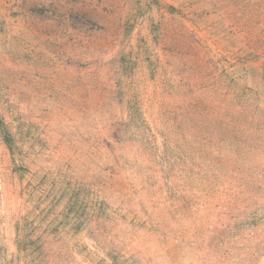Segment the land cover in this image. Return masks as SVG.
<instances>
[{
  "label": "rangeland",
  "instance_id": "1",
  "mask_svg": "<svg viewBox=\"0 0 264 264\" xmlns=\"http://www.w3.org/2000/svg\"><path fill=\"white\" fill-rule=\"evenodd\" d=\"M229 1L224 17L198 20L192 49L175 34L177 0H0V264H32L21 251L31 244L50 251L48 264H264V135L240 136L254 150L238 154L232 179L210 184L176 177L200 159L186 129L167 130L193 53L203 70L264 92V11ZM72 3L131 27L95 32L81 14L66 19ZM134 130L151 147L137 138L126 153L111 141ZM165 151L175 163L164 173Z\"/></svg>",
  "mask_w": 264,
  "mask_h": 264
},
{
  "label": "trees",
  "instance_id": "2",
  "mask_svg": "<svg viewBox=\"0 0 264 264\" xmlns=\"http://www.w3.org/2000/svg\"><path fill=\"white\" fill-rule=\"evenodd\" d=\"M177 1H179V5L175 10L178 18L175 34L179 41L185 38L182 43L192 49H196V46H193L191 41L188 42V38L195 39L193 32L197 30L198 20L208 19L214 15L224 17L223 10L231 4L229 0ZM254 4L257 9L260 8L264 11V0H254ZM65 9L67 20H74L81 14L84 25L91 26L90 28L95 32L108 33L112 38L121 33L123 29L126 28L127 31L131 27L129 22L132 18H126V16L119 18L118 23L114 22L115 24L108 27L98 22L93 16H89L91 11L98 16L95 8L89 10L81 4L72 3ZM114 13L119 14L120 10ZM259 15L262 18L261 21L264 22V12H260ZM216 26L217 22L210 25L211 29H215ZM256 42L258 44L256 62L261 61L260 68L264 75V41L256 39ZM190 57L197 61V66L195 69L186 66V71L183 69L180 72L181 76H177L176 91L173 96L175 105L168 111L169 113L173 112L174 116L176 115L175 120L179 124H174L170 120L172 125H169L167 130L169 129L171 133L173 130L179 132L178 126L181 127V130L186 129L187 134L184 142H187V145L191 147V152L197 153L196 159L200 160L197 163L190 161L189 168L180 169L176 177L181 180L193 179L196 182L208 181L210 184H217L219 178L232 179L234 177L235 158L242 150L248 152L254 150L247 142L242 143L240 136L264 135V92L256 93L253 89L241 87L237 78L235 76L229 78L227 73L225 75L223 72L220 74L203 70V66H205L203 56L199 57L193 53ZM98 125L100 128V124ZM117 125L120 124L108 122L104 127L105 130H111L110 133L113 131V135H116L119 131ZM137 138L151 147L149 137L138 130L131 132V136L127 138L117 134L111 138V141L120 145V150L129 153L126 146L136 145ZM167 140L172 147L175 141ZM2 141L9 152L13 154L16 148L14 138L5 133L2 136ZM166 152L165 156L160 158L159 164L160 172L164 173L171 170L175 163L174 159L166 155ZM194 156V153H189L187 159L191 160ZM115 166L118 172L125 170L123 164L120 166L115 164ZM222 170H228L230 174H226L225 171L223 174ZM116 175L117 173H113L112 179ZM112 179L110 178V182L105 184L113 191H117L116 179ZM164 180L171 186L175 184L173 176H164ZM31 247H33L32 244L29 247L24 246L21 251L32 261V264H48L43 263L42 259L48 257L50 251L45 250L46 248L35 247L32 249Z\"/></svg>",
  "mask_w": 264,
  "mask_h": 264
}]
</instances>
